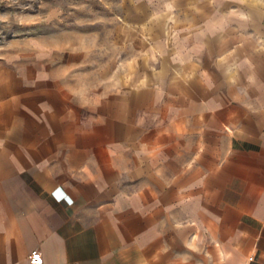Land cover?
<instances>
[{"label":"crops","instance_id":"obj_1","mask_svg":"<svg viewBox=\"0 0 264 264\" xmlns=\"http://www.w3.org/2000/svg\"><path fill=\"white\" fill-rule=\"evenodd\" d=\"M233 65L179 107L1 75L0 264H264V42Z\"/></svg>","mask_w":264,"mask_h":264},{"label":"rangeland","instance_id":"obj_2","mask_svg":"<svg viewBox=\"0 0 264 264\" xmlns=\"http://www.w3.org/2000/svg\"><path fill=\"white\" fill-rule=\"evenodd\" d=\"M263 42L264 0H0V76L59 78L80 104L136 89L179 107Z\"/></svg>","mask_w":264,"mask_h":264},{"label":"built area","instance_id":"obj_3","mask_svg":"<svg viewBox=\"0 0 264 264\" xmlns=\"http://www.w3.org/2000/svg\"><path fill=\"white\" fill-rule=\"evenodd\" d=\"M29 264H44V258L39 249H32L28 256Z\"/></svg>","mask_w":264,"mask_h":264}]
</instances>
